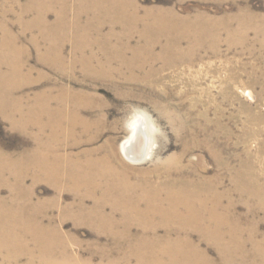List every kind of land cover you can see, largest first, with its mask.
<instances>
[{
	"label": "bare ground",
	"instance_id": "bare-ground-1",
	"mask_svg": "<svg viewBox=\"0 0 264 264\" xmlns=\"http://www.w3.org/2000/svg\"><path fill=\"white\" fill-rule=\"evenodd\" d=\"M21 1L0 0V117L10 130L23 134L32 145L19 155L0 150V189H9L7 197L0 192V264H95L96 256L100 264H264V233L255 220L261 212L264 222V181H260L249 152L247 160L234 172L229 188H224L218 173L213 178H193L185 173L181 160L187 149L132 180L111 146H106L100 157L93 150L77 155L66 151L78 141L76 138L94 141L96 137L89 136V132L102 125V119L91 123L82 116V110L91 107L89 95L57 83L45 93L36 94L31 103L22 95L45 77L28 65V52L20 42L24 33L30 34L37 60L59 76L75 78L79 69L84 80L118 85L121 78L135 79V74L129 77L123 69L144 71L146 66L154 68L159 63L156 56H142L139 63L125 60L130 33L141 36L140 31L154 30L159 35H169L174 30L173 40L178 46L185 38L193 45L203 42L198 36L211 38L205 29L177 18L160 17L146 22L138 18V7H126L124 0ZM9 15L14 16V21L11 19L8 25ZM50 15L54 17L51 22ZM239 18V43H247L248 33L254 31L264 48V19L247 10H239ZM13 23L20 26L21 35L12 32ZM105 27L109 29L107 41L114 36L116 27L121 30L110 54L101 39ZM90 30L97 36L96 41L88 39ZM233 35V30H228V37ZM67 45L69 53L65 51ZM139 51L133 49L134 54ZM193 57L182 56L177 63L192 62ZM141 79L155 83L147 72ZM258 82H264V72L252 68L245 85ZM244 90L246 96L255 99L248 88ZM233 93V87H228L223 101ZM51 102L56 104L54 110L49 107ZM248 110V106L240 107V112L247 114V122H261ZM202 117L206 123L199 130L209 140L226 137L223 110L216 108L214 119L207 112ZM149 126L142 116L129 125L131 137L121 147L134 163L150 158ZM244 134L254 132L245 128ZM216 145L200 146L213 153ZM260 150L264 153V143ZM225 166L218 155L216 167ZM5 174L13 183L2 180ZM27 178L34 184L45 182L58 196L70 194L72 201L63 207L57 197L48 202L34 201L33 194L23 187ZM237 202L246 207L245 214L236 211ZM58 206L64 218L71 216L76 223L90 225L106 238V243L93 244L95 253L87 257L75 254L70 243L78 242L73 237L58 226L46 227L43 223ZM116 212L119 219L114 216ZM202 244L216 250L218 259H211Z\"/></svg>",
	"mask_w": 264,
	"mask_h": 264
},
{
	"label": "rangeland",
	"instance_id": "rangeland-1",
	"mask_svg": "<svg viewBox=\"0 0 264 264\" xmlns=\"http://www.w3.org/2000/svg\"><path fill=\"white\" fill-rule=\"evenodd\" d=\"M124 3L126 7H138V18L146 22L163 17L177 18L190 25L198 23L211 38L198 36L199 41L203 42L196 45L185 38L176 46V41L173 40L176 39L174 30H170L169 35H159L154 30L149 33L140 31L141 36L130 33L129 48L123 54L125 60L139 63L142 61V56L147 58L156 56L159 63H155L154 68L146 66L144 71L123 69L129 77L135 74V79L121 78L118 85H109L89 79L84 80L79 69L75 71V78L59 76L57 72L37 60L38 52L30 44V34L21 35L20 26L13 23L11 30L14 34L21 35L20 42L28 52L30 69H36L45 76L37 85L22 91V95L28 97V102L31 103L36 94L52 89L55 83L63 84L69 89L81 90L89 95L91 107L83 109L82 116L91 123L102 119V125L89 132V136L96 137L94 141L84 142L85 137H81L82 140L76 138L78 141L72 143L73 146L66 151L77 155L83 151L93 150L95 156L100 157L105 153L104 148L111 146L120 166L130 171L132 180H135L140 172L153 168L154 164L164 163L181 154L183 149H187L182 156L181 164L186 168L185 173L193 178H213L218 173L222 177L224 188H229L230 183L233 182L234 172L247 160L249 152L255 162L260 181L263 182L264 153L261 152L260 145L264 143V82L248 86L245 85V81L252 68L264 72V48L258 41L261 40L260 37H256L254 31L248 33L247 43L244 45L239 43L238 27L239 10H247L253 16L264 19V0H124ZM11 19L14 21L13 15L7 17L8 25ZM53 19V15H50L49 21ZM108 30V27L104 28L101 39L104 40V47L110 54L121 30L116 27L114 36L107 41L105 38L108 36ZM228 30H233V37H228ZM96 38L95 33L90 30L88 39L96 41ZM134 48H139L140 51L134 54ZM148 49L152 51L149 52ZM248 49L251 51L249 52ZM70 50V46L67 45L66 53ZM191 55L194 56L192 62L177 63L182 56L186 59ZM69 56L70 54L67 57ZM175 63L177 64L172 66ZM144 72L150 73L155 83L144 82L141 79ZM228 87H233L234 93L229 96L230 98L224 97L223 101V94ZM244 88L249 89L255 98L254 101L244 94ZM55 105L54 102L49 104L51 110H54ZM241 106H248L249 114L261 119V122H247V114L240 112ZM216 108L224 112L222 122L227 128L226 137L221 135L209 140V136L200 132L199 128L206 123L202 117L203 113L207 112L208 116L214 119ZM139 116L147 120L150 125V158L134 163L128 159L121 146L130 139L129 125ZM245 128H251L254 134L245 136ZM80 135L78 131V136ZM142 137L143 135L140 136ZM241 139L243 141L239 142ZM204 143H217L213 153L200 146ZM31 145L30 139L10 130L7 122L0 117V150L19 155L30 150ZM218 155L225 162V168L216 167ZM1 178L5 182L13 183L8 174L2 175ZM23 182V187L33 194L34 201L48 202L57 197L60 198L62 207L72 201L70 194L62 193L58 196L45 182L34 184L30 178ZM129 184L138 186L142 185V182H129ZM0 192L3 197L9 195V189L6 187L1 188ZM233 198L236 200V193ZM60 207L53 209L50 218H45L43 223L46 227H50L51 224L58 226L62 232L73 237L78 242V245L70 243L71 250L75 254L87 257L89 253H95L93 244L106 243V238L98 235L90 225L76 223L71 216L64 218L60 213L62 208ZM235 208L239 214L246 213V207L241 203L237 202ZM106 211L110 212L109 209ZM262 215L258 212L255 220L259 223L260 232L264 233ZM114 216L116 219L120 218L118 212ZM133 232H136V229ZM201 248L207 251L211 259H218L217 252L212 247L202 244ZM93 262L100 264L102 261L96 256Z\"/></svg>",
	"mask_w": 264,
	"mask_h": 264
}]
</instances>
